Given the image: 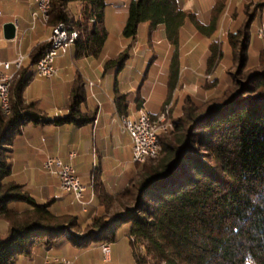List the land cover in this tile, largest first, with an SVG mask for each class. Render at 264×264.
<instances>
[{
    "label": "trees",
    "instance_id": "16d2710c",
    "mask_svg": "<svg viewBox=\"0 0 264 264\" xmlns=\"http://www.w3.org/2000/svg\"><path fill=\"white\" fill-rule=\"evenodd\" d=\"M225 1L216 0L211 28L223 15ZM69 2L78 4L76 20L65 10ZM260 5L249 10L245 4L237 11L243 20L227 42L238 55V67L228 86L205 100L184 98L173 131L159 134V155L136 163L135 181L123 192L105 195L95 179L102 203L117 201L122 210L90 216L85 224L69 212L52 211L50 202L39 201L22 179L12 177L11 146L23 125L94 121L93 113L82 111L86 95L79 78L61 117L46 120L40 103L24 100V88L34 75L31 68L49 46L47 40L37 44L28 66L22 65L10 85V112H0V264H16L36 248L62 256L57 251L67 245L81 252L110 244L120 227L128 231L134 250L143 248L134 253L138 264H264V47L251 60L246 52L250 23ZM105 7V0H51L47 27L51 31L64 23L77 31L73 56L97 58L108 35ZM127 10L125 40L135 39L146 23L150 32L164 26L174 41L192 18L177 0H131ZM129 57L130 45L104 61V73L120 71ZM221 57L215 42L211 64ZM244 71L249 72L240 78ZM114 102L121 114L127 112L126 94L116 92Z\"/></svg>",
    "mask_w": 264,
    "mask_h": 264
},
{
    "label": "crops",
    "instance_id": "0c3cea01",
    "mask_svg": "<svg viewBox=\"0 0 264 264\" xmlns=\"http://www.w3.org/2000/svg\"><path fill=\"white\" fill-rule=\"evenodd\" d=\"M130 1L105 0L104 22L108 35L105 51L99 57L75 58L66 55L56 59L58 74L61 69L73 65L81 70L69 82L61 107H56L58 101L55 92L63 89L58 74L51 80L49 90L53 95L47 102L41 100L43 97L40 95L38 78L34 75L23 91L26 102L40 103L45 108L44 119L53 120L63 116L71 88L79 78L86 95L82 111L93 113L94 121L83 126L30 121L21 127L11 146L12 177L22 179L30 194L39 201L55 202L50 206L52 211L69 212L82 224L88 222L90 216L97 218L107 213L115 204L121 207L117 201L102 203L100 192L94 191L95 179L101 184V191L111 196L123 192L135 181L137 164L132 161L129 134L119 129L120 115L136 118L139 111L144 110L156 119L171 102L170 115L174 120L180 114L186 96L204 100L222 90L230 80L234 66L231 46L225 40L228 32L237 29L241 14L238 13L236 19L227 20L223 37L218 28L223 25L226 14L232 16L233 9L239 12L245 4H263L258 7V15L250 25V48L254 49L250 50V54L255 56L259 48L264 47V39L255 37V32L264 25V0H226L225 12L214 28H211L210 12L216 0H177L180 9L189 12L193 19H186L174 41L167 38L164 26L150 32L146 23L140 25L135 39L125 40L122 32ZM35 9L36 0H0V33H3L4 23L17 21L16 36L8 40L12 44L0 46L3 60L13 61L21 54L24 56L23 66L26 67L33 48L47 40L50 32L47 25L43 26L40 22L32 25L31 14ZM220 41L221 51L224 47L225 53L222 51L221 59L212 65V47ZM128 45L130 57L124 67L118 72L104 73V61L116 56ZM224 54L225 62L222 59ZM31 69L34 74V66ZM209 74L210 78L204 77ZM88 81L96 85L89 87ZM116 92L128 97L125 114H121L115 105ZM71 152H75L73 158L70 157ZM47 156L59 157L75 166L82 183L87 186L84 204L76 201L72 194L61 192L57 178L43 170L42 163ZM82 177L87 180L83 181ZM75 249L64 246L57 252L68 258L73 256L74 264H84L79 260L85 254H78L79 251ZM96 249L101 250L100 246ZM51 252L36 248L31 255L20 257L16 264H43L45 256ZM102 255V263L113 261L112 253L106 257Z\"/></svg>",
    "mask_w": 264,
    "mask_h": 264
},
{
    "label": "built area",
    "instance_id": "2783aa9c",
    "mask_svg": "<svg viewBox=\"0 0 264 264\" xmlns=\"http://www.w3.org/2000/svg\"><path fill=\"white\" fill-rule=\"evenodd\" d=\"M48 1L43 0V6L40 8V23L43 25V21L45 19L46 13L48 11ZM1 15V11H0ZM31 15V19H32ZM17 29V21H12ZM35 26V24H32ZM61 38H69L68 34L62 33L61 23L60 27L53 32H49L47 41L48 43H57V50L55 53V58H46L45 50H44V58L41 63L40 73L36 76L37 78H46L52 79L58 74V69L55 65V61L57 58H61L66 56V50H59L58 47V39ZM71 48V46H68ZM21 55V54H20ZM19 55V56H20ZM19 56L13 61H5L0 56V112H4V106L6 105L5 100V91H6V76L7 74L13 70L14 66L18 62ZM204 77L208 78V75H204ZM89 87H93L96 84L93 81H88ZM141 112V129H139L141 133V141L140 142H132V161L138 163L139 159L145 157L144 147H152L156 150V143H158V137L160 133H165L166 126L164 132H155L150 131V120L153 119L149 116L147 112L144 110H140ZM161 115V114H160ZM129 118V116H127ZM122 133H127L130 136L129 130H123V127H119ZM75 156V152L70 153V157L73 158ZM43 170L53 175L58 180V186L61 192L66 194H72L75 197V200L79 203L84 204V195L87 191V186L82 183L75 166L71 162H65L59 157L55 156H47L42 163ZM104 256H108L110 253V244H103L100 246ZM43 264H74V260L68 258L66 256H55V255H47L43 260Z\"/></svg>",
    "mask_w": 264,
    "mask_h": 264
},
{
    "label": "rangeland",
    "instance_id": "374dc122",
    "mask_svg": "<svg viewBox=\"0 0 264 264\" xmlns=\"http://www.w3.org/2000/svg\"><path fill=\"white\" fill-rule=\"evenodd\" d=\"M248 6H249V10H251L253 8V6H255V5L248 4ZM65 10L68 12V14L71 16V18L73 20H76L78 18V13L79 12H78V4L77 3H75V2L66 3L65 4ZM228 14L225 15V19H224L225 21H224L223 25H221V27L218 28L220 33L221 32L223 33V34H221L222 37L224 35L225 29L227 28V20H229V18L236 19L238 12L235 11L234 13H232V16H230L231 14L230 15H228ZM257 15L258 14L256 13L255 16H257ZM242 20H243V17H241V22H242ZM251 23H250V25H251ZM46 25H47V23H46ZM260 29L264 30V25L262 27H260L258 30H260ZM258 30L255 32V37L257 39H260V40L264 39V36L262 38L257 37ZM229 33L230 32H228V34H227V39L225 40L226 42L228 40ZM224 39H225V36H224ZM10 44H12L11 41L5 40L4 37H3V33L1 32L0 33V46L10 45ZM217 44H218L219 50H221L222 41L217 42ZM239 45H240V43H239V41H237L236 42L237 52H236V49H235L236 54L239 53L238 52ZM250 50L252 51L254 49L250 48V39H249L248 48H247L246 52L248 54L247 56H249V58L251 60V56L254 55V54L251 55L250 54ZM259 50H260V48H259ZM222 51L225 53L224 47L222 48ZM236 56L233 55L234 66H233V68H232V70L230 72V75H234V76L236 75L235 72H236L237 67H238V60H237L238 55H236ZM222 59H223L224 62L226 61V55L225 54H224ZM80 71L81 70H80V68L77 65H73L70 68L66 67V68L61 69V71H59V74H58V78L60 80L59 83L63 84L62 85L63 89L61 91L57 90L55 92V95H56V98H57V101H58L56 107H61L63 105L65 92H66V89L68 87V84L72 80V78L75 77ZM247 72H249V71L242 72V75L241 76L239 75L240 78L244 77V75ZM37 80H38V86L40 88L39 90L41 92L40 95H41V97H43L41 100H43L44 102L49 101L52 98V95H53V92L49 90L52 79L38 78ZM226 86H228V83L226 84ZM224 88H222V89H224ZM232 88L233 87H231V89ZM45 90H47V91H45ZM82 179H83V181L87 180L86 177H82ZM50 201H51L50 206L55 204V202H52V200H50ZM120 210H122V208L115 204V205L112 206V208H109L107 210V213H113V212L120 211ZM67 246H70V245H67ZM60 248H62V247H60ZM96 248H97V246L89 248V249H87L85 251H81V253H84L85 255L82 256V258L79 261H82L84 264H88V263L93 264L95 261H97L96 262L97 264H138L137 261H136L134 253H135V251L136 252H143V248L142 247H139L137 250L133 249V246L131 245V242H130L128 231L124 227H120V228L117 229L116 236H115V241L110 243V253H112V256H113V261L112 262H110V263L103 262L102 263V259H103V255L102 254L103 253H101L102 251L100 249H96ZM75 250L78 251L77 248ZM79 253H80V251L78 252V254ZM71 257L73 258V256H71Z\"/></svg>",
    "mask_w": 264,
    "mask_h": 264
},
{
    "label": "bare ground",
    "instance_id": "6f19581e",
    "mask_svg": "<svg viewBox=\"0 0 264 264\" xmlns=\"http://www.w3.org/2000/svg\"><path fill=\"white\" fill-rule=\"evenodd\" d=\"M50 1H48V11L50 8ZM43 6V0H36V9L32 12V24H36V22H40V8ZM48 11L46 13L45 19L43 21V26H46L48 21ZM60 27V23L57 24L55 27L51 29L50 32L56 30ZM62 33L68 34L69 38H61L58 39V47L59 50H66V55H73V47L75 41L78 37V33L75 30H68L64 23H61ZM264 36V30L260 29L257 32V37L262 38ZM71 46V48H68ZM57 50V43H49V46L45 49L46 58H55V53ZM44 58V51L42 52L41 56L38 58L34 65V76L36 77L40 73L41 63L43 62ZM24 63V56L20 55L18 62L14 66L13 70H11L6 76V91H5V100L6 105L4 106V112L2 114H8L10 112V105H9V89L12 83L14 76L17 74L19 69L22 67ZM210 78V74L208 75ZM176 91V89H175ZM174 91V92H175ZM172 103L170 102L165 108L164 111L157 117L156 119L150 120V131L155 132H164L165 126L166 131L168 133L173 131L174 124L172 116L170 115ZM128 115H120L119 117V127H123V130H129L130 138L132 142H140L141 141V133L139 129H141V112L139 111V115L136 118H127ZM160 152V142L158 137V143H156V150L152 147H144V154L145 157L139 159L138 163H143L150 158H155L159 155ZM107 244V243H106Z\"/></svg>",
    "mask_w": 264,
    "mask_h": 264
},
{
    "label": "water",
    "instance_id": "95a60500",
    "mask_svg": "<svg viewBox=\"0 0 264 264\" xmlns=\"http://www.w3.org/2000/svg\"><path fill=\"white\" fill-rule=\"evenodd\" d=\"M3 37L6 40H13L16 36V26L13 22H6L2 26Z\"/></svg>",
    "mask_w": 264,
    "mask_h": 264
}]
</instances>
